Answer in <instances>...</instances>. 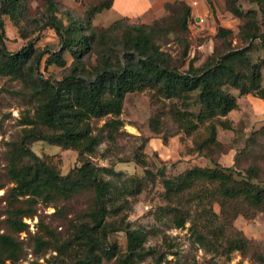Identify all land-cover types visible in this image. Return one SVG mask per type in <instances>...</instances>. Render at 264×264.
<instances>
[{"label":"rangeland","instance_id":"374dc122","mask_svg":"<svg viewBox=\"0 0 264 264\" xmlns=\"http://www.w3.org/2000/svg\"><path fill=\"white\" fill-rule=\"evenodd\" d=\"M53 1L57 4V16L65 24L71 18L85 24L86 11L108 0ZM239 5L245 12H257L258 18L262 19L258 0H240ZM182 10L181 6H175L150 23L140 18L126 17V21L137 25L161 22L158 44L181 70L189 69L191 63L195 66L211 63L229 48L236 50L249 46L250 42L242 36L246 19L232 13L227 0L212 2L211 14L205 22L196 21L192 16L187 30H183L179 22L183 16ZM49 15L48 0H21L16 19L3 14L7 50L15 53L32 42L37 53L47 49L60 51L62 44L56 31L44 26ZM115 20L107 19L103 10L94 19L93 27L97 30L108 28ZM221 28L232 31L227 40L218 36ZM118 33L120 36L121 32ZM98 49L99 45L94 46L84 58L92 72L99 63ZM262 55L263 51L258 47L250 52L253 61ZM64 56L67 59L64 67L47 66L48 54H45L38 65L37 74L54 80L63 79L73 67L70 52ZM241 70L249 73L247 67ZM262 74L264 85V68ZM227 89L237 97L238 107L226 117L200 123L193 131H187L186 126L190 121L196 123L197 119L188 116L179 119L178 114L185 111L198 113L196 95L187 99H168L156 89L129 93L119 116L92 121L93 133L100 136L101 143L93 154L86 157L99 168L106 167L119 173H103L116 192L121 194L130 189L131 178H144L140 194L133 196L124 192L120 197L122 208L108 217L109 221L117 223L124 220L129 229L142 231L146 235L144 247L148 254L130 264H264L263 211H250L246 204L235 201L228 203L222 214L218 186L207 182L197 183L183 196L169 198L159 175L162 169L167 177H176L193 167L216 168L220 165L233 168L235 179L241 181L247 176V170L253 168L257 174L252 182L264 185V100L252 94L241 96L237 89ZM37 108V96L28 81L0 73V233L8 234L19 244L15 264H47L48 260L52 264H71L82 256L75 233L85 212L92 206L93 192L83 191L71 198L48 202L38 198L31 205L35 211L32 216H22L30 206L27 202L29 196L16 195V198L13 192L17 183L9 172L10 152L12 146L20 141L23 130L31 127L28 121L36 119ZM113 117L120 119L123 125L114 132V138H109L108 130L102 127ZM222 121H229L231 128L223 126ZM212 125L216 126V136L208 141L213 137ZM48 131L52 132L50 129ZM32 148L64 175L81 165L78 150L44 141L35 142ZM166 206L178 209V216L185 219L183 227H177L174 214L161 210ZM206 208L221 216L220 220L215 221L216 226L223 229L217 237H213L209 231L211 227ZM238 209L249 216L235 217ZM20 216L28 225L21 226L22 229L12 223ZM199 233L207 235L210 240L201 242ZM238 233L245 235L249 244L242 250L229 251L227 242ZM39 238L44 241L42 246L37 243ZM109 243L115 247L116 256L105 258L102 264H116L128 252L125 231L111 233ZM62 245V254L57 256L56 249ZM2 258L0 254V264ZM10 263L11 260L6 261V264Z\"/></svg>","mask_w":264,"mask_h":264},{"label":"trees","instance_id":"16d2710c","mask_svg":"<svg viewBox=\"0 0 264 264\" xmlns=\"http://www.w3.org/2000/svg\"><path fill=\"white\" fill-rule=\"evenodd\" d=\"M239 1L227 0L228 8L236 16L246 19L242 36L250 42L249 46L236 50L229 48L211 63L202 66L191 63L189 69L181 70L158 44L161 22L137 25L130 24L126 17H121L108 28L94 29V19L103 10L111 8L112 0L89 8L86 11L85 24L72 18L65 24L57 16V4L48 0L50 15L45 19L44 26L56 31L61 40V50L47 49L37 53V49L30 42L20 51L10 52L4 43L2 15L7 14L16 19L21 0H0V73L28 81L38 100L36 119L28 121L27 124L31 127L23 130L20 141L12 146L10 152L9 172L17 183L13 189L15 197L29 196L27 202L30 206L27 211H23L22 216L34 215L31 205L38 198L48 202L71 198L83 191L94 194L92 206L85 212L75 233L82 248V256L71 264H102L105 258L112 259L116 256V251L109 243V235L121 231L127 234L128 252L116 264H130L148 254L144 247L146 235L142 231L129 229L123 223L124 220L121 223L108 220L110 214L117 213L122 208L120 197L124 192L133 196L140 194L144 178H131L130 189L122 191L121 194L116 192L112 182L103 173H119L106 167L99 168L86 157L87 154H93L101 143L100 136L93 133L92 121L119 116L126 95L145 89H156L168 99H187L196 95L198 113L177 112L179 119L186 116L197 119L196 123L190 121L187 124V131L196 130L200 123L211 119L226 117L238 107L237 97L227 87L239 90L241 96L252 94L264 100V0H258L261 20L257 12L243 11ZM178 5L183 9L179 22L182 29L187 30L192 17L191 7L187 3H168L166 10L170 11ZM118 32H121L120 36L117 35ZM231 34V30L221 28L218 36L227 40ZM96 45L100 46L97 51L99 63L92 72L86 66L84 58ZM254 47L263 51L257 61H253L250 56ZM66 52L73 56V67L63 79L54 80L37 74L38 65L45 54H48L47 66L64 67L67 64L64 56ZM243 67H247L249 73L242 71ZM221 124L231 128L229 121H222ZM122 125L120 119L113 117L102 128L108 130L109 138H114V132ZM211 131L213 137L208 141L216 136L215 125L211 126ZM37 141L78 150L81 165L71 169L66 175L62 174L47 158L33 150L32 145ZM256 174L255 169H248L247 176L239 181L235 179L233 168L220 165L216 168L193 167L176 177H167L163 169L159 171L169 198L183 196L197 183L217 184V191L222 198V214L227 204L235 201L243 202L250 211L264 212V185L252 182ZM161 210L174 214L177 227L185 225V219L178 216L176 207L166 206ZM205 211L210 222L209 231L213 237H217L223 229L216 226L215 221L220 220L221 216L211 208H206ZM239 215L249 216L247 212L238 209L235 217ZM22 216L12 221L20 229L21 226H28L23 222ZM198 238L203 243L210 240L202 233L198 234ZM37 243L42 246L44 241L39 238ZM248 244L249 239L241 233L227 242L229 251L242 250ZM0 245L2 264H6L7 260H11L10 264H15L18 260L19 244L8 234L0 233ZM63 246L56 249L57 256L62 254ZM47 264L52 262L48 260Z\"/></svg>","mask_w":264,"mask_h":264},{"label":"crops","instance_id":"0c3cea01","mask_svg":"<svg viewBox=\"0 0 264 264\" xmlns=\"http://www.w3.org/2000/svg\"><path fill=\"white\" fill-rule=\"evenodd\" d=\"M111 8L105 10L107 19L127 17L142 19L146 23L155 21L166 12L168 3L184 1L192 10V16L196 21L205 22L211 14V3L222 0H112Z\"/></svg>","mask_w":264,"mask_h":264}]
</instances>
